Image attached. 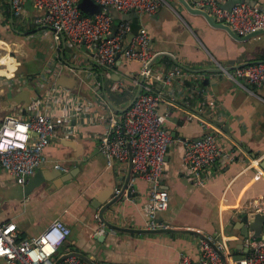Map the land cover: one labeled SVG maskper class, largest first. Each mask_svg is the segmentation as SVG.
<instances>
[{
	"label": "crops",
	"instance_id": "crops-1",
	"mask_svg": "<svg viewBox=\"0 0 264 264\" xmlns=\"http://www.w3.org/2000/svg\"><path fill=\"white\" fill-rule=\"evenodd\" d=\"M219 1L228 8L231 2H240ZM171 2L178 13L163 5L153 13L135 11L126 19L132 28L127 40L140 29L149 33L148 48L157 56L151 66L153 90L160 94L159 110L167 113L164 125L174 138L161 176L169 202L159 217L166 225L225 236L237 255L243 251L242 243L245 246L241 216L264 196V84L245 89L220 72L264 61V32L246 39L231 28L238 35L234 36L211 25L203 15L189 12L179 0ZM243 2L264 13V0ZM42 12L32 0H24L21 12L14 14L11 0H0V58L16 59L12 72L26 70L12 76L0 74L8 80L0 87V115L25 110L37 95L57 86L90 102L98 114H120L136 94L142 62L119 54L115 64L99 65L94 48L86 42H71L49 26L36 25L34 20ZM175 61L178 64L172 67ZM171 71L175 74L166 81ZM206 78L208 84H204ZM53 112L58 114L59 109ZM202 121L222 131L219 141L234 150L235 160L228 163L226 157L219 158L204 170V184H197L182 165V156L184 140L203 135ZM106 128V120L92 122L72 137L57 129L44 150L47 161L34 173L40 177L27 193L21 182L0 168V222L14 220L19 235L27 237L43 232L55 218L63 219L71 233L60 244L56 260L75 252L100 264H176L182 252L199 258L202 237L198 235L132 234L100 222V206L121 188L128 170V162L108 166L98 150L99 136ZM128 190L130 194L105 215L118 225L145 227L148 183L137 177ZM0 264H6L5 260L0 258Z\"/></svg>",
	"mask_w": 264,
	"mask_h": 264
},
{
	"label": "built area",
	"instance_id": "built-area-1",
	"mask_svg": "<svg viewBox=\"0 0 264 264\" xmlns=\"http://www.w3.org/2000/svg\"><path fill=\"white\" fill-rule=\"evenodd\" d=\"M111 4L121 12L135 9L153 13L160 6L175 11L171 0H96ZM24 0H11V10L19 14ZM43 11L34 23L49 26L58 36L65 34L71 42H86L94 48L96 62L102 66L115 64L118 55L142 62L145 76L142 92L130 107L120 114L104 116L95 112L92 104L86 102L69 89L53 87L37 95L20 112H5L0 115V168L8 170L19 182L26 183L44 162L47 161L45 147L61 129L64 136L72 137L78 128L92 122L107 121L106 131L100 134L98 150L111 166L115 161L125 164L132 154V172L148 183V200L144 207L147 214V228L166 226L159 222V214L167 209L169 195L163 189L161 176L164 160L173 136L166 130L167 113L159 110L160 94L153 90V79L149 61L155 56L148 48L149 33L140 29L129 41L127 36L131 25L120 20L112 34L113 16L103 11L87 15L78 3L80 0H32ZM197 6L214 14L218 21L228 24L239 35L264 28V13L256 5L239 2L231 7L222 6L219 0H201ZM127 40V41H126ZM175 74L170 72L166 81ZM220 74L238 82L245 89L251 85L264 84V61H254L231 69L222 68ZM16 82V80H15ZM99 87V86H98ZM49 109H42V107ZM59 109L55 114L53 110ZM204 123L200 138H186L182 165L195 178L197 184H204L203 172L219 158L226 157L228 163L235 160L234 150L226 149L220 143L222 131L210 123ZM64 169L60 164L55 165ZM120 188L116 189L118 193ZM264 213V196L250 204L247 213ZM71 233L70 226L61 218H55L40 234L20 237L14 220L0 222V258L6 264H89L77 255L55 259L60 244ZM200 240V257L193 258L182 252L176 264H224L218 250L227 256L228 264H264V237L257 239L249 231L244 239L247 251H241V258L229 246L225 236L207 235ZM216 246V248L214 247Z\"/></svg>",
	"mask_w": 264,
	"mask_h": 264
},
{
	"label": "water",
	"instance_id": "water-1",
	"mask_svg": "<svg viewBox=\"0 0 264 264\" xmlns=\"http://www.w3.org/2000/svg\"><path fill=\"white\" fill-rule=\"evenodd\" d=\"M200 0H192V2H190L189 0H179V2L191 13L194 14H201L203 15L206 20L213 26H218V27H222L225 28L227 30L230 31V33L234 36H238L232 29L231 27L223 22H220L217 20L216 16L210 12H208L207 10H205L204 8H201L199 6H197V2H199ZM245 0H240V2H243ZM247 1V0H246ZM234 2H231V6L233 5ZM80 9L86 13L87 15H93V14H99L103 11H106L108 13H110L114 20H113V24H112V34L115 33V31L117 30L118 27V21L119 20H126L128 15L130 13H134L135 14V9H131L128 12H121L120 10L116 9L114 6H112L111 4H102L100 2H97L96 0H80V2L78 3ZM175 11L178 13L177 8H175ZM264 32V28H257L249 33H247L246 35H243L246 39L248 38H252L255 36H258L260 34H262ZM62 37L65 38V35L63 33ZM133 34V33H132ZM131 35V34H130ZM134 35V34H133ZM129 39V36H128ZM129 41V40H128ZM80 43H84V41H81ZM119 57V55H118ZM157 56H154L148 63V67H151L154 60L156 59ZM178 64L177 61H175L174 65H172V67H175V65ZM23 65V64H20ZM1 66H5L4 64H1ZM25 66V65H24ZM25 68L24 69H17L16 71L12 72L11 74L7 75L4 74L5 76H12L14 73H23L25 72ZM144 80H145V76L142 75L140 80H139V86L138 89L136 91L135 96L133 97L132 101L127 105V107L125 109H127L128 107H130V105L132 104V102L138 97V95L142 92L143 90V85H144ZM210 81L209 78L204 79V84H208ZM124 109V110H125ZM123 110V111H124ZM34 175V174H33ZM31 176L28 181L26 183H22V190L24 189V192L27 193L29 191V189L31 187H33L34 184L37 183L40 175L37 173L34 176ZM133 177V172H132V154L130 153L129 155V159H128V170L124 179V182L119 190L118 193H116L111 199L106 200V202L104 204H102L100 206V209L98 211V217L100 222L107 228H110L114 231H121V232H127V233H132V234H157V233H164V232H184V233H191V234H195L198 235L202 238L207 239L208 236L207 234H205L204 232L195 229V228H188V227H174L171 225H166V226H161V227H155V228H147V227H133V226H123V225H118L115 224L114 222L110 221L106 215L105 212L112 207L116 202H118L119 200H121L125 194H130V191L128 190V185L131 182V179ZM159 222H164L162 217L158 218ZM241 222L242 225L239 227L240 229V234L242 236V242L244 241L245 237L248 235L249 231H253V234L255 235V237L257 239L264 237V213H260V212H256V213H245L241 216ZM107 233V229H104L102 235L105 236V234ZM103 236H96L97 238H102ZM216 248V246H214ZM242 250L243 252L247 251V247L243 246L242 243ZM219 254L221 255V257L223 258L224 264H228V259L227 256L224 254L223 251L218 250ZM75 255L83 258L84 260H86L89 264H99L94 258H92L91 256L87 255V254H83L81 252H75ZM66 255H72V253H68ZM243 254H237L235 256V259L241 258Z\"/></svg>",
	"mask_w": 264,
	"mask_h": 264
},
{
	"label": "bare ground",
	"instance_id": "bare-ground-1",
	"mask_svg": "<svg viewBox=\"0 0 264 264\" xmlns=\"http://www.w3.org/2000/svg\"><path fill=\"white\" fill-rule=\"evenodd\" d=\"M0 64L5 66H0V74H11L16 66V59L12 56L0 58Z\"/></svg>",
	"mask_w": 264,
	"mask_h": 264
},
{
	"label": "rangeland",
	"instance_id": "rangeland-1",
	"mask_svg": "<svg viewBox=\"0 0 264 264\" xmlns=\"http://www.w3.org/2000/svg\"><path fill=\"white\" fill-rule=\"evenodd\" d=\"M135 11H137V10H135ZM0 49H1V44H0ZM0 55H1V50H0ZM8 80L6 79V78H4V77H0V87H4L5 85H6V82H7Z\"/></svg>",
	"mask_w": 264,
	"mask_h": 264
},
{
	"label": "trees",
	"instance_id": "trees-1",
	"mask_svg": "<svg viewBox=\"0 0 264 264\" xmlns=\"http://www.w3.org/2000/svg\"><path fill=\"white\" fill-rule=\"evenodd\" d=\"M132 29V28H131ZM22 238V236H20ZM100 264V263H99Z\"/></svg>",
	"mask_w": 264,
	"mask_h": 264
}]
</instances>
